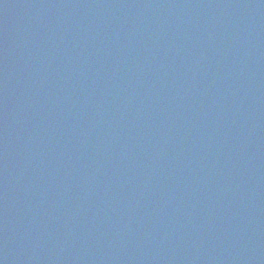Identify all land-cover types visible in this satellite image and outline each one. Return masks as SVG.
<instances>
[{"label": "water", "instance_id": "obj_1", "mask_svg": "<svg viewBox=\"0 0 264 264\" xmlns=\"http://www.w3.org/2000/svg\"><path fill=\"white\" fill-rule=\"evenodd\" d=\"M0 264H264V0H0Z\"/></svg>", "mask_w": 264, "mask_h": 264}]
</instances>
